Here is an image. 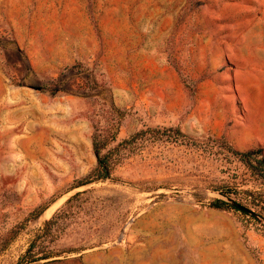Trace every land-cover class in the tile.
<instances>
[{"label": "rangeland", "instance_id": "374dc122", "mask_svg": "<svg viewBox=\"0 0 264 264\" xmlns=\"http://www.w3.org/2000/svg\"><path fill=\"white\" fill-rule=\"evenodd\" d=\"M251 149L264 0H0V264H264Z\"/></svg>", "mask_w": 264, "mask_h": 264}, {"label": "trees", "instance_id": "16d2710c", "mask_svg": "<svg viewBox=\"0 0 264 264\" xmlns=\"http://www.w3.org/2000/svg\"><path fill=\"white\" fill-rule=\"evenodd\" d=\"M176 132H180V130L176 129ZM94 153L97 158V165L95 167V170H93V173L91 174L92 176H88V179L81 181L78 185H84L94 180L105 179V178L110 177V168H109L106 158L100 154V150L98 147H95ZM235 153L236 155H238L239 159L245 164L247 168H249L251 171L255 173H259L261 178L264 179V156L261 154L260 149H251V150H247L244 152H235ZM210 205L212 207H220V208L230 207L235 210L241 211L235 208L234 206H232L231 204H229L228 202L222 199H219V198H214L213 200H211ZM39 212L40 211L30 212L29 218L33 219L37 217L39 215ZM241 212L244 214H247L246 212H243V211ZM29 251L30 249L27 250L26 254H28ZM47 257L48 256H41V257H35V258L32 257L30 262H33L41 258H47Z\"/></svg>", "mask_w": 264, "mask_h": 264}, {"label": "water", "instance_id": "95a60500", "mask_svg": "<svg viewBox=\"0 0 264 264\" xmlns=\"http://www.w3.org/2000/svg\"><path fill=\"white\" fill-rule=\"evenodd\" d=\"M212 193H215L216 195H218L219 199H222L226 202H228L229 204H231L232 206H234L235 208L246 212L249 215H252L253 217H255L257 220H259L261 223L264 224V217L261 216L260 214L254 212L253 210H251L250 208L244 206L243 204H240L239 202L235 201L234 199L230 198L228 195H226L225 193L221 192L220 190H210Z\"/></svg>", "mask_w": 264, "mask_h": 264}]
</instances>
